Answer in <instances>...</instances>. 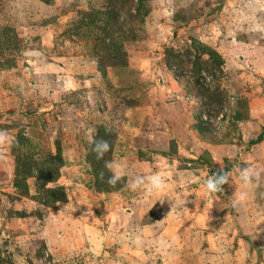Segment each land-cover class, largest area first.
Returning a JSON list of instances; mask_svg holds the SVG:
<instances>
[{"label":"rangeland","instance_id":"obj_1","mask_svg":"<svg viewBox=\"0 0 264 264\" xmlns=\"http://www.w3.org/2000/svg\"><path fill=\"white\" fill-rule=\"evenodd\" d=\"M136 4L0 0V264H264V0Z\"/></svg>","mask_w":264,"mask_h":264},{"label":"trees","instance_id":"obj_2","mask_svg":"<svg viewBox=\"0 0 264 264\" xmlns=\"http://www.w3.org/2000/svg\"><path fill=\"white\" fill-rule=\"evenodd\" d=\"M131 2H136L137 3L136 5L138 6V5H141V3L144 2V0H131ZM110 12L106 11V12L102 13V15L107 16V15H109ZM112 20L115 21V15H113L112 18L109 19L110 22ZM111 24L112 25L108 26L107 28H111L112 26H114V23H111ZM106 25H107V23H106ZM110 41L112 44H114V42H115L112 39ZM193 44H194V41H193ZM198 45H199V47L197 48L196 51H190L191 46L187 47L185 49L186 52H185L184 56L189 55V57H190L192 55V52H194L195 53L194 58L196 60L195 62H200V63H204V64L210 63L208 60L202 61L203 55H207L208 58L210 60L212 59V62H213L212 53H213V55L217 56L216 53H214V51H211V53H210V50L208 48H206L204 45H200V44H198ZM119 48H120L119 45H117L116 47L102 49L100 51L102 53L99 57V59H100L99 63H103L102 59H104V63H108L109 65H112V63L115 64V63L122 62V53H120ZM171 53L172 52H168V55L166 57V63H167L168 68L172 69L174 76L176 78H178V74L176 72L177 71L176 69H178V70L181 69V71H182L183 67H180V66L176 65L175 63H173L176 56L175 55L172 56ZM219 60H220L219 63H217L218 70L220 69V67L221 68L223 67V63H222L220 58H219ZM214 65H216V63H214V62L210 63L211 67H213ZM212 69H214V68H212ZM196 84L198 85L199 83L196 82ZM199 86H204V85H199ZM92 168H93V173H94V183L98 189H101V190H107L108 188L109 189H117L116 184H109L108 183L109 178L107 177L106 170L104 171V169L95 168V164L92 165ZM102 173H103V176H101ZM24 174L30 175V173H24ZM225 174H226L225 170L224 171H218L216 173L218 181H215L216 182L215 184L217 186H218V184L220 186L222 185L219 183V180H220V177L225 175ZM46 175H47V173L46 174L40 173L39 179L41 181H49L50 179ZM45 193H46L47 199H50L52 201V203L61 202L65 198L64 191L61 188L49 189ZM53 194L55 196H52Z\"/></svg>","mask_w":264,"mask_h":264},{"label":"clouds","instance_id":"obj_3","mask_svg":"<svg viewBox=\"0 0 264 264\" xmlns=\"http://www.w3.org/2000/svg\"><path fill=\"white\" fill-rule=\"evenodd\" d=\"M90 132H95V129H89ZM9 140L8 134L5 131H0V146H2L6 141ZM111 148V145L107 140L100 139L95 141V147L93 151L97 154V159H102L104 154H106ZM105 168L108 169L110 172H113V175L109 177L108 183L114 184L118 180L121 179V177L124 175L122 171H120L119 165L114 164L112 161H105ZM229 174H225L220 177L219 183L224 184L227 183V178ZM253 175V169L251 168H244L240 172V177L243 179L246 183H250ZM103 176V173L101 174ZM151 181V185L153 189L161 190L165 187V184L163 183L160 175H152L149 177ZM137 187L136 184L131 185V188L135 190ZM207 188L210 191H217V185L213 183L211 180L207 183Z\"/></svg>","mask_w":264,"mask_h":264}]
</instances>
